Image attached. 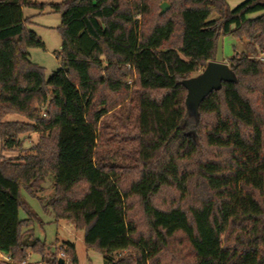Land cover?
Here are the masks:
<instances>
[{"label": "trees", "instance_id": "obj_1", "mask_svg": "<svg viewBox=\"0 0 264 264\" xmlns=\"http://www.w3.org/2000/svg\"><path fill=\"white\" fill-rule=\"evenodd\" d=\"M24 6L35 8L0 0V256L61 264L23 232L37 218L22 192L41 201L50 178L45 208L106 264H264V0L233 10L227 0H62L51 6L62 47L49 78L30 61L45 45ZM226 37L244 47L229 62L236 81L191 114L184 82L216 62ZM127 103L134 131L121 118L122 147H99V129ZM29 133L39 141L23 151ZM63 250L79 264L75 245ZM122 252L133 255L116 260Z\"/></svg>", "mask_w": 264, "mask_h": 264}, {"label": "rangeland", "instance_id": "obj_2", "mask_svg": "<svg viewBox=\"0 0 264 264\" xmlns=\"http://www.w3.org/2000/svg\"><path fill=\"white\" fill-rule=\"evenodd\" d=\"M30 3L35 7L31 8L24 6V14L27 18V29L35 32L40 38L44 45V49H31L30 53V61L45 70V75L49 78L53 73L57 72L60 69V60L58 58L59 52L62 47V39L60 34L57 31V28L61 24V17L58 14L53 13L51 8L52 5L60 4L62 0H29ZM246 0H238V2L227 1L230 8L233 10L239 4H242ZM167 3L169 5V10H171V5L168 2H161L159 4V14L161 15V6ZM39 5H44L43 10L37 9ZM167 11V12H168ZM216 18V16H214ZM244 47L236 42L233 37H226L221 39L218 46V53L216 56V62L224 63L230 65V59H232L237 52L242 51ZM196 74L194 77L200 75ZM131 94L134 92L133 83L130 82ZM45 113V107L42 108V114ZM121 113H123L120 117L117 113L109 115L107 117L106 122L109 124L108 130H105L101 127L98 131L99 135V147H102L104 144L110 146L108 149L118 148L120 149L122 145L118 142L120 139V134L124 133L123 128L121 126V120L126 117H129V122L126 120V124H129L128 131H134V123L137 119V108L135 106H131L130 103H127L122 107ZM120 117V118H119ZM4 121L6 122H19V123H27V120L19 115H10L7 116ZM125 131V130H124ZM119 134V137L118 135ZM20 141L23 143V151L26 149H30L32 146L36 145L39 141V136L36 133L25 134L20 137ZM20 148H16L12 151H6L3 155L7 160H14L20 154L23 153ZM32 154L31 152H28ZM0 155L1 153V141H0ZM1 160V156H0ZM52 179H48L45 187L46 190L39 195L41 201L39 199L33 198L29 196L26 192H22V197L24 202L31 208L30 210L36 215V222L33 225L25 228L23 232H25L30 239H38L51 248L52 252L56 253L59 257L60 254L64 253V247L68 244H73L76 247V252L79 260V264H106L105 257L96 252H90L87 250L84 243V233L80 231H76L73 223L60 222L57 223L55 221L53 212L51 209H46L45 204L51 199L54 193ZM21 219H27V214L21 210L20 212ZM33 231V233H32ZM176 249L179 248L182 250L184 245L182 243H176ZM185 248V247H184ZM185 251V250H183ZM179 252V251H178ZM129 255H133L130 252H122L115 255V259H121L123 257H127ZM69 261V259H68ZM1 264H46L42 262V259L34 255L31 251L27 254V259L21 263L15 262L7 257L0 256Z\"/></svg>", "mask_w": 264, "mask_h": 264}, {"label": "water", "instance_id": "obj_3", "mask_svg": "<svg viewBox=\"0 0 264 264\" xmlns=\"http://www.w3.org/2000/svg\"><path fill=\"white\" fill-rule=\"evenodd\" d=\"M169 5L164 3L161 6V15L169 10ZM236 77L228 64L210 62L203 72L184 82L187 89L186 104L189 113L196 114L200 104L213 92L222 88L223 83H232ZM63 264V261L60 262Z\"/></svg>", "mask_w": 264, "mask_h": 264}, {"label": "built area", "instance_id": "obj_4", "mask_svg": "<svg viewBox=\"0 0 264 264\" xmlns=\"http://www.w3.org/2000/svg\"><path fill=\"white\" fill-rule=\"evenodd\" d=\"M259 59L264 62V57L263 56L259 57ZM59 259L61 261H63V264H69V261H68L65 253L60 254Z\"/></svg>", "mask_w": 264, "mask_h": 264}, {"label": "crops", "instance_id": "obj_5", "mask_svg": "<svg viewBox=\"0 0 264 264\" xmlns=\"http://www.w3.org/2000/svg\"><path fill=\"white\" fill-rule=\"evenodd\" d=\"M227 1H230V0H227ZM231 1H233V2H235V3L238 2V0H231ZM239 1H240V0H239ZM239 5H240V4H239ZM0 156H1V155H0Z\"/></svg>", "mask_w": 264, "mask_h": 264}]
</instances>
